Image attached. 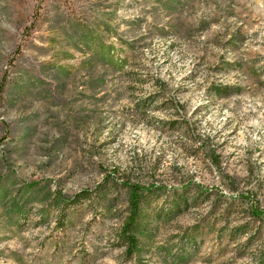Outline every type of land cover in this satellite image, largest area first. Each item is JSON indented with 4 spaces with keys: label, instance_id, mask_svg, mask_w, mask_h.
Returning <instances> with one entry per match:
<instances>
[{
    "label": "rangeland",
    "instance_id": "374dc122",
    "mask_svg": "<svg viewBox=\"0 0 264 264\" xmlns=\"http://www.w3.org/2000/svg\"><path fill=\"white\" fill-rule=\"evenodd\" d=\"M0 264H264V0H0Z\"/></svg>",
    "mask_w": 264,
    "mask_h": 264
},
{
    "label": "trees",
    "instance_id": "16d2710c",
    "mask_svg": "<svg viewBox=\"0 0 264 264\" xmlns=\"http://www.w3.org/2000/svg\"><path fill=\"white\" fill-rule=\"evenodd\" d=\"M230 86L217 85L214 93L219 95H229ZM131 196L129 199V214L124 220L118 234V238L126 245V254L133 255L138 247V233L144 228V204H146L149 194L153 191V186H143L140 184H129ZM92 195L89 190H82L75 196L66 200L69 205L79 202L81 199H90ZM185 203V202H184ZM181 201L175 203L176 208L181 207Z\"/></svg>",
    "mask_w": 264,
    "mask_h": 264
}]
</instances>
